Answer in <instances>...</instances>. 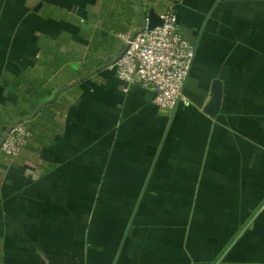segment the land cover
Segmentation results:
<instances>
[{
  "label": "crops",
  "instance_id": "obj_1",
  "mask_svg": "<svg viewBox=\"0 0 264 264\" xmlns=\"http://www.w3.org/2000/svg\"><path fill=\"white\" fill-rule=\"evenodd\" d=\"M150 8L195 47L172 110L110 64ZM19 119L0 264H264V0H0V139Z\"/></svg>",
  "mask_w": 264,
  "mask_h": 264
},
{
  "label": "built area",
  "instance_id": "obj_2",
  "mask_svg": "<svg viewBox=\"0 0 264 264\" xmlns=\"http://www.w3.org/2000/svg\"><path fill=\"white\" fill-rule=\"evenodd\" d=\"M159 17L160 25L151 29L145 27L124 37L125 49L113 65L124 91L138 85L151 91L156 107L172 110L179 102H187L183 89L195 47L183 35L176 12L167 11ZM30 137L28 127L19 122L6 133L0 148L7 155L15 156Z\"/></svg>",
  "mask_w": 264,
  "mask_h": 264
},
{
  "label": "water",
  "instance_id": "obj_3",
  "mask_svg": "<svg viewBox=\"0 0 264 264\" xmlns=\"http://www.w3.org/2000/svg\"><path fill=\"white\" fill-rule=\"evenodd\" d=\"M161 19L157 13L154 12L152 8L148 10V18L143 21L142 28L139 31H142L145 27L151 29L155 26H158L161 24ZM134 34V33H133ZM125 49V46L123 47L122 51L119 53V55L114 59L113 61H110V64L115 62L120 55L123 53ZM221 98H222V82L219 79H214L211 85V96L206 105L203 107V112L206 113L210 117H214L218 112L221 104ZM25 121L24 119H19L15 121L13 124H11L7 129L4 131L1 139H0V145L6 135V133L17 123Z\"/></svg>",
  "mask_w": 264,
  "mask_h": 264
},
{
  "label": "rangeland",
  "instance_id": "obj_4",
  "mask_svg": "<svg viewBox=\"0 0 264 264\" xmlns=\"http://www.w3.org/2000/svg\"><path fill=\"white\" fill-rule=\"evenodd\" d=\"M191 72H192V69H191V71H190L189 74H188L187 80H188V78L190 79ZM187 80H186V83H187ZM186 83H185V85H184V89L186 88ZM184 89H183V94H184ZM185 90H186V89H185Z\"/></svg>",
  "mask_w": 264,
  "mask_h": 264
},
{
  "label": "trees",
  "instance_id": "obj_5",
  "mask_svg": "<svg viewBox=\"0 0 264 264\" xmlns=\"http://www.w3.org/2000/svg\"><path fill=\"white\" fill-rule=\"evenodd\" d=\"M23 123H24V121H23ZM25 124V123H24Z\"/></svg>",
  "mask_w": 264,
  "mask_h": 264
}]
</instances>
